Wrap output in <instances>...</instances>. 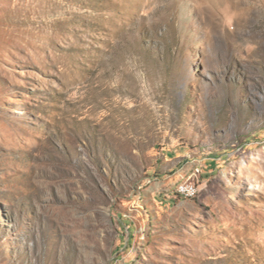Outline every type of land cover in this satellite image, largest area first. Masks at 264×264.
Listing matches in <instances>:
<instances>
[{
  "label": "rangeland",
  "instance_id": "1",
  "mask_svg": "<svg viewBox=\"0 0 264 264\" xmlns=\"http://www.w3.org/2000/svg\"><path fill=\"white\" fill-rule=\"evenodd\" d=\"M0 264H264V0H0Z\"/></svg>",
  "mask_w": 264,
  "mask_h": 264
},
{
  "label": "bare ground",
  "instance_id": "2",
  "mask_svg": "<svg viewBox=\"0 0 264 264\" xmlns=\"http://www.w3.org/2000/svg\"><path fill=\"white\" fill-rule=\"evenodd\" d=\"M179 191H180V194L186 197L193 196L195 194V190L190 187H181ZM190 193H193V195H191Z\"/></svg>",
  "mask_w": 264,
  "mask_h": 264
},
{
  "label": "built area",
  "instance_id": "3",
  "mask_svg": "<svg viewBox=\"0 0 264 264\" xmlns=\"http://www.w3.org/2000/svg\"><path fill=\"white\" fill-rule=\"evenodd\" d=\"M191 195H193V193H190Z\"/></svg>",
  "mask_w": 264,
  "mask_h": 264
}]
</instances>
